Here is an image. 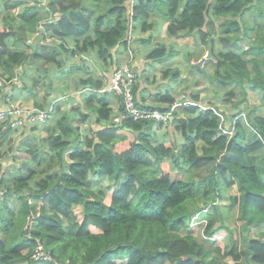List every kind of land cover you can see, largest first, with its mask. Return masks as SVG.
<instances>
[{
  "label": "trees",
  "instance_id": "trees-1",
  "mask_svg": "<svg viewBox=\"0 0 264 264\" xmlns=\"http://www.w3.org/2000/svg\"><path fill=\"white\" fill-rule=\"evenodd\" d=\"M10 2L4 0L6 11L0 18V76L13 86L17 68L24 67L26 74L34 63L35 72L44 73L43 77L32 84L19 79L20 88L30 94L42 81H47L48 91L49 75L70 69L73 64L67 65L66 57L72 62L75 52L85 55L78 57L81 62L91 57L106 65L111 59L116 64L117 52L135 54L138 44L149 42L161 26L160 17L171 38H192L198 58L202 59L204 49L208 51L210 41L208 61L214 68L209 79L228 89L233 108L246 101L249 90L264 93V0H49L47 18L38 1L27 3L17 14L11 12ZM31 37L35 41L29 45ZM175 54L157 43L146 58L152 64ZM185 57L191 61L190 53ZM190 69L206 74L203 66ZM169 70L162 67L164 73ZM80 84L102 88V80L86 78ZM8 93H2L0 111L8 110ZM77 95L55 102L47 99L46 105L34 101L36 109H51L44 125L36 124L47 147L30 146V137L35 136L26 134L24 127L18 146H28L21 150L25 153L38 154L27 155L12 172L4 168L16 164L13 134L27 122L13 130L9 121L0 122V264H210L194 252L199 247L194 236L173 228L186 229L209 198L219 207L226 190L236 196L229 210H236L234 222H241L236 228L223 220L217 224V230L231 238L228 254L235 264H264L263 116L257 117L259 125L238 120L228 139L219 130L221 112L215 108L184 107V120L174 109L169 124L181 137L166 144L153 130L162 124L129 118L117 125L109 96L85 90ZM133 96L144 110L167 112L178 103L166 91L156 94L154 104L143 101L136 90ZM79 100V105L61 109ZM228 117L227 112L222 118ZM250 125L257 126L259 136L251 133ZM45 153L56 156L59 173L51 172V163L41 164ZM167 159L177 168L179 179L169 177ZM39 174L42 178L36 180ZM92 176L112 183L102 198L90 187ZM27 222L32 224L26 228ZM214 227L209 221L206 233L213 235ZM236 236L240 244L234 252ZM38 246L50 260L32 257Z\"/></svg>",
  "mask_w": 264,
  "mask_h": 264
},
{
  "label": "rangeland",
  "instance_id": "rangeland-1",
  "mask_svg": "<svg viewBox=\"0 0 264 264\" xmlns=\"http://www.w3.org/2000/svg\"><path fill=\"white\" fill-rule=\"evenodd\" d=\"M10 4L13 7L11 12L12 13H19L23 9L24 5L31 1H38L39 6L41 8V14L43 17L47 18L50 17L48 13V8L47 4L49 0H10ZM87 2V0H85ZM4 0H0V18L2 14L6 11L5 6H4ZM253 10V9H252ZM250 16V15H248ZM165 20L163 17H160L161 23V29H157L154 32V37H152L149 42H144V43H139L138 48H137V58L139 62L145 61L144 56L147 54L146 51L148 49L150 50L151 48L155 47L156 43H162L166 44V46L174 50L177 54L173 55L169 59H162L158 61L152 62L151 68H149L147 65L142 64L141 67H143V72L139 71H133L130 66L131 60H133V56L135 54H124L127 59L123 61L121 67H128L130 70H132L136 76V89H140L145 93V96L143 95L142 97L144 98L145 102H149L151 104H154L156 101V95L157 93H162L164 90H167L166 92L169 93L171 97L174 99H181L183 98L184 101H188L191 103H196L200 105L199 110H203L201 107H203L205 110H211L212 108H215L217 112L219 113V117L225 116V113L228 112L230 118L228 117V120L222 118L220 121L219 125V130L223 132L224 136H227L228 139L234 135V124L238 120H250L251 123H256V125H259V122L257 121V117L263 116L264 118V93L259 92L257 94L251 92L250 90L248 91L247 99L245 102L240 103L238 108H233L232 104L234 103V100L229 98L227 96L228 89L226 88H221L219 85L215 84V81L209 79L212 76L213 73V68L211 62L208 61L209 59H205V55L202 56L201 58H198V52H196V49L198 50L196 46L192 44V39L191 38H179L178 40H175L174 38L171 39L169 35H167L166 30H165ZM251 18H246V21L249 22ZM41 30H43V27H40ZM44 31V30H43ZM264 32V31H263ZM44 35L48 36V33L45 32ZM35 41L34 38H30L28 41V44L31 45ZM250 43V42H249ZM70 45H73L71 43ZM247 46V45H245ZM186 53L191 54V61L188 62L186 60ZM205 53V49H204ZM123 55V56H124ZM82 55H79L77 52H75L74 60L72 62L67 61L66 57V64L73 66L66 70L62 71L59 74H55L53 76L49 75V79L52 80V83L50 85V88L48 91H46L45 87L47 86V81H42L39 82L38 88L33 94L28 93L25 89L20 88V83L19 79L23 80L26 83H33V81L36 79V77L41 76L43 77L44 73H40V75H37L35 72V64L31 63L30 65V70L26 71V74H22L23 68H17V72H15L14 78L12 79L13 86L10 88V84H6L4 82L5 78H2L0 76V100L2 98V93L3 92H9L8 96L6 97V100L12 105H14L15 108H21L22 110H29L31 108H34V101L36 103H43L46 105L48 100H53L55 102L57 99L65 100L66 97H69L71 95L76 96L79 92L86 91L87 93H92L96 94V96H100L105 94L106 97L110 96L112 97L110 100V104L114 106L118 102V104H121V106H124L123 102V97L119 94L118 91L112 90L110 88L111 83L109 82H102V88L95 89L92 87L90 84H80L81 80H86V78H91L93 81H101L104 74H101L97 77L92 73L93 70H95L93 67L98 68V63H95L93 61H89V65L93 67H88L85 65L84 62L79 61ZM122 56V58H123ZM85 55L81 58H84ZM121 58V59H122ZM122 61V60H121ZM155 63V64H154ZM200 66L205 69L206 74L196 72V70H191L194 66ZM154 66V67H153ZM162 67H168L172 74L170 72L164 73L162 71ZM177 70V72L173 71ZM1 72V68H0ZM163 73V74H162ZM174 74L177 75V79H174ZM173 80H171V79ZM168 84L170 86H168ZM60 85V88H57L56 86ZM14 88V89H13ZM248 90V87H246ZM58 89H62L63 91H60ZM133 90V89H132ZM72 92L73 94H70ZM119 95V96H118ZM198 97L197 100H194L192 97L196 96ZM162 96V95H161ZM21 100V101H20ZM109 100V101H110ZM20 101V103H18ZM163 104V103H162ZM188 104V103H187ZM186 104V106H187ZM75 105V102L69 101L67 104H63V107H61L62 110H65L66 108H72ZM195 105V104H194ZM165 106L166 103H165ZM184 103H176L177 110L179 111L178 113V118L180 120H184L186 116L183 113V108L186 107ZM134 107L138 111L142 112H152L153 110H144L140 109L138 106H136L135 101H134ZM117 112V110H116ZM125 111L118 112L115 117H119L120 114H123ZM167 118L165 121L163 120H157L154 117H149V118H130L133 121H147V120H152L155 123L162 126L158 127H153V130L157 133L158 130L160 132L164 129V126L169 124L170 120L171 122L174 121V118H171V114L169 113V110L167 111ZM237 114V115H235ZM8 115V114H7ZM232 115L234 116L232 119ZM9 116V115H8ZM113 118V122H114ZM129 119V118H126ZM126 119H120L119 122H114L115 124L119 125L121 124L124 120ZM232 119V120H231ZM5 121V120H4ZM33 124H38L39 126H43V122H28L23 127L16 132L17 135H14L13 133V141L12 144L15 143V147L17 153H15V157L13 158L16 162V164H9L4 168V171H11L14 168H18L23 162V159H28L27 155H37L38 152L34 151L33 153H25L21 150L27 149L28 146H23L19 145L17 143L20 142L23 138L20 133H22L23 128H27V133L33 135L35 137H30V146H37L38 148L42 147H47L46 144L41 140L40 135L38 133L40 132V129L36 125V128L34 131H29L30 126ZM51 124V122H50ZM51 126V125H49ZM253 135L259 136V133L257 131V126H252L251 125L247 126ZM11 128V127H10ZM87 129V128H85ZM11 130H13L11 128ZM56 130V129H55ZM54 130V131H55ZM84 130V129H82ZM35 132V133H33ZM58 132V131H55ZM19 133V134H18ZM10 134H8L9 136ZM17 137V138H16ZM153 137H156L155 135ZM16 138V139H15ZM252 140V138H250ZM3 142V141H2ZM0 142V154H2L1 151V143ZM3 146L5 144L3 143ZM199 152H201L199 150ZM44 160L45 163L42 162L41 164H47L46 162H49L52 164L53 168L51 172L55 174L56 172H60L59 168V162L56 158V156L52 155V153H45L44 154ZM66 158V157H65ZM33 169L38 170L36 167L35 163L31 162ZM166 170L168 172V175L171 179H179L180 175L177 173V168L175 165H172L171 159L166 160ZM15 175H18L14 173ZM42 178V175H38L36 180H39ZM91 179V184L90 187L92 188V191L95 192L97 195L102 198V196L106 195V193L109 191L111 188V181L108 178H99V177H90ZM30 186L34 188L35 190L38 188L37 185L33 182L30 181ZM30 197L31 196H27ZM199 198V197H198ZM208 204L206 207L203 209V211L196 213L188 227L186 229L184 228H179V227H174L173 231H178L181 234H191L194 236V238L197 241L198 248H195L196 254L200 255L202 259H204L207 262H210V264H235L234 261L232 260V256L228 254V250L231 247V238L230 236L223 230V231H218L217 228L219 227L218 222L220 220H223L225 224L229 225L230 227L236 228V226H239L241 222L235 223V217H236V210L235 212L230 211L229 209L235 206L236 204V196H233V193L231 191H225L224 192V197L223 199L219 200V207L218 205L213 206V204L210 202L212 201L211 198L207 199ZM206 200V201H207ZM223 200V201H222ZM40 204V203H39ZM36 208L38 207V203L35 204ZM79 206H76L74 208V215L77 217V211L79 210ZM38 212V211H37ZM209 221H213L215 223L214 229L216 230L213 235H209L206 233L207 230V224ZM32 223L26 224V228L29 227ZM244 234V233H243ZM242 234V235H243ZM36 241L38 242L39 240L36 238ZM233 243H235L234 247V252L236 251L237 246L240 244L239 238L236 236L234 239ZM232 243V244H233ZM38 253L35 254L36 257L50 260V257L48 254H44L43 251H41V248L38 249ZM33 257V256H32ZM243 264V262H240Z\"/></svg>",
  "mask_w": 264,
  "mask_h": 264
},
{
  "label": "built area",
  "instance_id": "built-area-1",
  "mask_svg": "<svg viewBox=\"0 0 264 264\" xmlns=\"http://www.w3.org/2000/svg\"><path fill=\"white\" fill-rule=\"evenodd\" d=\"M135 82V74L132 70H130L128 67H120L119 69L115 70L110 78L111 86L110 88L112 90H116L119 92V94L123 97L124 102V113L120 114L119 117L114 118V122H119L120 119H126V118H149L154 117L157 120H163L165 121L167 118L166 113H161L158 111H152V112H142L138 111L134 107V97L132 93V87ZM203 110H205L203 107H201ZM31 111L22 110L21 108H15L14 105L8 104V110L6 111H0V122L2 121H9V126L12 129H15L17 127H20L26 120V122H44L50 115L49 110H38V109H30ZM9 116H8V115ZM14 115L19 116L18 119H11L14 117ZM220 120H222V117H220ZM41 248V246H38V249ZM42 249V248H41ZM37 251V250H36ZM38 251L35 253L37 254ZM32 255L33 258L37 259L36 255Z\"/></svg>",
  "mask_w": 264,
  "mask_h": 264
},
{
  "label": "crops",
  "instance_id": "crops-1",
  "mask_svg": "<svg viewBox=\"0 0 264 264\" xmlns=\"http://www.w3.org/2000/svg\"><path fill=\"white\" fill-rule=\"evenodd\" d=\"M161 29V26H159V27H157V29ZM165 28H166V25H165ZM156 29V30H157ZM156 30H154V32L156 31ZM154 32H153V34H154ZM153 37H154V35H153ZM172 39V38H171ZM192 39V38H191ZM157 45V43L155 44V46ZM148 51H149V49H148ZM148 51H146V53H148ZM118 53H120L119 55H117V59H116V64H117V67H121V65H122V63H123V61L124 60H126L127 59V53L128 54H130L131 52L130 51H121V52H117V54ZM126 53V54H125ZM126 56H125V55ZM132 54V53H131ZM124 55V56H123ZM122 56H123V58H122ZM116 57V56H115ZM134 58H133V60H131V61H129L130 62V66L132 67L131 69L135 72V71H139V72H143V67H141V65L142 64H144V65H147L149 68H151V66H150V60H148L147 58H146V55L144 56V59H145V61H143V62H139V60H138V58H137V52L135 53V56H133ZM122 58V59H121ZM99 62H97V61ZM122 60V61H121ZM89 61H93V62H95V63H98V68H95V67H93V66H90L89 65ZM85 63V65L86 66H88V67H93L95 70H93L92 71V73L95 75V77H97L98 78V76L99 75H101V74H104V76H103V78H102V82L104 83V79L106 78L107 79V81L108 82H110V78H111V75H112V73L115 71L114 70V66L116 65L115 63L113 64V59H111L109 62H108V64L106 65V64H104V63H102L101 64V62L97 59V58H95V59H93V58H91V57H89V58H87L86 59V61L84 62ZM155 64V63H154ZM116 67V68H117ZM154 67V66H153ZM137 76V75H136ZM6 84H8L7 82H5ZM15 83V82H14ZM135 85H136V81H135ZM134 85V88H133V90L135 91H137V96H139V97H141L142 98V100L144 101V98L142 97L143 95L145 96V93L142 91V90H140V89H136L137 88V86H135ZM168 86H170L169 84H168ZM12 86L10 85V88H11ZM22 89V88H21ZM24 90V89H23ZM164 91H167V90H164ZM81 92H79V94H80ZM70 94H73L72 92H70ZM158 94V93H157ZM156 95V94H155ZM78 96V95H77ZM77 96H74V97H77ZM112 97H110L109 96V98H108V100H110ZM2 99V98H1ZM175 100H177L178 102H181V99H175ZM1 101V100H0ZM21 101V100H20ZM20 101L18 102V103H20ZM110 102H111V100H110ZM149 103V102H148ZM80 104V100L78 101V102H75V105H79ZM67 109V108H66ZM112 109H113V112H114V114L116 115L118 112H121L122 111V109H123V106H121V104H118V102L116 103V104H114V106L112 105ZM116 110H117V112H116ZM83 128L85 129V126H83ZM161 130V129H160ZM160 130H158V135H157V137H159L160 136V139H162V140H164V141H166V144H168L169 142H171V141H173L174 139L175 140H177V141H180V133L176 130V128L174 127V125L173 126H171L170 124H167V125H165L164 126V129L160 132Z\"/></svg>",
  "mask_w": 264,
  "mask_h": 264
},
{
  "label": "clouds",
  "instance_id": "clouds-1",
  "mask_svg": "<svg viewBox=\"0 0 264 264\" xmlns=\"http://www.w3.org/2000/svg\"><path fill=\"white\" fill-rule=\"evenodd\" d=\"M207 48H208V47H207ZM207 54H208V51L205 50V53H204V55H205V59H206V58H208V59L210 58V57H208ZM204 55H203V56H204ZM134 74H135V73H134ZM104 82H108L106 78L104 79ZM109 83H110V82H109ZM134 85H135V82H134ZM134 85H133L132 89L134 88ZM132 93H133V90H132ZM118 96H119V95H118ZM121 97H122V96H121ZM133 97H134V96H133ZM189 101H190V100H188V101H184V99L181 98V102H178V103H184L185 106H186V104L188 103L187 106H193V107H196V108H198V109L200 108V105H198V104H196V103H191V102H189ZM8 104H9V102H8ZM194 104H195V105H194ZM187 106H186V107H187ZM31 109H36V108H31ZM174 109H177L176 104H174L173 106H171V109L169 110V113L171 114V112H172ZM38 110H39V109H38ZM45 110H49V115H50V113H51V109L48 108V109H45ZM45 110H44V111H45ZM211 110H213V108H212ZM123 111H124V106H123ZM153 111H156V110H153ZM158 112H159V111H158ZM161 113H166V114H167L168 112H161ZM172 118H173V117H172V115H171V118H170V119H172ZM170 121H171V120H170ZM2 122H4V121H2Z\"/></svg>",
  "mask_w": 264,
  "mask_h": 264
},
{
  "label": "water",
  "instance_id": "water-1",
  "mask_svg": "<svg viewBox=\"0 0 264 264\" xmlns=\"http://www.w3.org/2000/svg\"><path fill=\"white\" fill-rule=\"evenodd\" d=\"M211 44H210V41H208V57H211Z\"/></svg>",
  "mask_w": 264,
  "mask_h": 264
}]
</instances>
